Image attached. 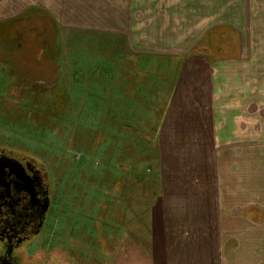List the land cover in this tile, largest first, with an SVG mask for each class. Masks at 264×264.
<instances>
[{
	"label": "rangeland",
	"instance_id": "1",
	"mask_svg": "<svg viewBox=\"0 0 264 264\" xmlns=\"http://www.w3.org/2000/svg\"><path fill=\"white\" fill-rule=\"evenodd\" d=\"M39 6L34 16L0 23V147L37 159L51 175L46 227L20 250L19 263L147 264L161 160L177 154L158 133L179 95L188 54L199 53L150 56L131 48L128 13L120 14L119 32L107 33L67 28ZM248 38L263 40L253 50L211 53L233 63V75L220 71L225 77L252 81L247 97L254 98L264 91V33ZM262 114H252L243 140H255L259 127L264 132ZM259 139L264 143V134ZM262 152L264 145L251 146L240 163L253 168ZM248 215L264 222L260 209Z\"/></svg>",
	"mask_w": 264,
	"mask_h": 264
},
{
	"label": "crops",
	"instance_id": "2",
	"mask_svg": "<svg viewBox=\"0 0 264 264\" xmlns=\"http://www.w3.org/2000/svg\"><path fill=\"white\" fill-rule=\"evenodd\" d=\"M39 3L71 29L117 33L124 24L120 14L128 13L134 17L130 47L150 56L196 49L178 79L172 101L178 115L171 112L158 133L177 154L161 160L163 184L150 204V243L143 255L149 253L147 264H264V229H253L264 222L248 215V209L264 211V159L253 168L240 163L249 160V147L264 145L263 127L255 140H243L252 114L264 115L257 101L264 91L248 98L252 81L225 77L220 71L233 75V63L215 61L210 52L260 44L263 39L249 42L248 34L264 33V0H0V23L34 16ZM234 122L243 130L235 133Z\"/></svg>",
	"mask_w": 264,
	"mask_h": 264
},
{
	"label": "flooded vegetation",
	"instance_id": "3",
	"mask_svg": "<svg viewBox=\"0 0 264 264\" xmlns=\"http://www.w3.org/2000/svg\"><path fill=\"white\" fill-rule=\"evenodd\" d=\"M12 160L20 162L25 172L16 169L18 175H8L7 170L0 174V264H20V250L44 231L51 209L47 166L27 154L0 147V169Z\"/></svg>",
	"mask_w": 264,
	"mask_h": 264
},
{
	"label": "water",
	"instance_id": "4",
	"mask_svg": "<svg viewBox=\"0 0 264 264\" xmlns=\"http://www.w3.org/2000/svg\"><path fill=\"white\" fill-rule=\"evenodd\" d=\"M13 162L8 163L6 165H4V169H0V174L4 175L5 170L8 171V175H18V172L16 171V169L21 170L23 173L25 172L24 167L22 166V164H20V162H18L17 160H12ZM0 175V177H1ZM50 202V201H49ZM47 210V209H46ZM7 254H5L4 256H6ZM1 259H3V256H0V261Z\"/></svg>",
	"mask_w": 264,
	"mask_h": 264
}]
</instances>
